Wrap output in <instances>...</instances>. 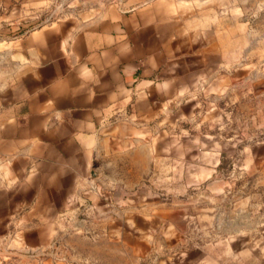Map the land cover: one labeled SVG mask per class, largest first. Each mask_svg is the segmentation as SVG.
Wrapping results in <instances>:
<instances>
[{"label": "rangeland", "instance_id": "1", "mask_svg": "<svg viewBox=\"0 0 264 264\" xmlns=\"http://www.w3.org/2000/svg\"><path fill=\"white\" fill-rule=\"evenodd\" d=\"M125 1L11 0L7 22L31 29ZM136 1L176 18L190 101L151 127L150 172L126 158L118 174H90L61 232L38 248L3 241L0 264H264V0Z\"/></svg>", "mask_w": 264, "mask_h": 264}, {"label": "crops", "instance_id": "2", "mask_svg": "<svg viewBox=\"0 0 264 264\" xmlns=\"http://www.w3.org/2000/svg\"><path fill=\"white\" fill-rule=\"evenodd\" d=\"M11 0H0V24ZM93 10L0 32V243L44 247L92 173H119L120 159L150 172L151 127L189 102L183 41L163 5ZM197 78V77H196ZM113 177V176H111Z\"/></svg>", "mask_w": 264, "mask_h": 264}]
</instances>
